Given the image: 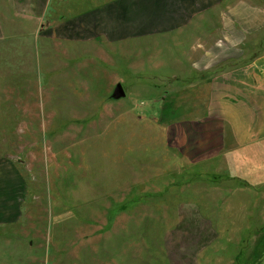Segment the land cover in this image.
Masks as SVG:
<instances>
[{"label":"rangeland","instance_id":"obj_1","mask_svg":"<svg viewBox=\"0 0 264 264\" xmlns=\"http://www.w3.org/2000/svg\"><path fill=\"white\" fill-rule=\"evenodd\" d=\"M12 15L0 0V157L21 175L36 264H264V156L196 161L173 143L204 94L163 93L173 44L112 53L25 19L15 35Z\"/></svg>","mask_w":264,"mask_h":264},{"label":"crops","instance_id":"obj_2","mask_svg":"<svg viewBox=\"0 0 264 264\" xmlns=\"http://www.w3.org/2000/svg\"><path fill=\"white\" fill-rule=\"evenodd\" d=\"M7 1L13 15L6 21L15 27L18 20L15 35L25 19L76 44L107 43L112 53L123 42L173 44L160 64L163 93L204 91L172 121L173 143L196 161L257 146L264 156V0ZM254 168L264 189V165ZM22 183L13 160L0 157V264L38 260Z\"/></svg>","mask_w":264,"mask_h":264},{"label":"water","instance_id":"obj_3","mask_svg":"<svg viewBox=\"0 0 264 264\" xmlns=\"http://www.w3.org/2000/svg\"><path fill=\"white\" fill-rule=\"evenodd\" d=\"M125 97V91L120 83H117L112 91L111 98L113 100H120Z\"/></svg>","mask_w":264,"mask_h":264}]
</instances>
